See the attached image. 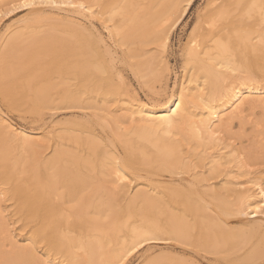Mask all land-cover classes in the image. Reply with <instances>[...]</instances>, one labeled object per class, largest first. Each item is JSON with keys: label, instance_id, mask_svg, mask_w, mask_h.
<instances>
[{"label": "bare ground", "instance_id": "6f19581e", "mask_svg": "<svg viewBox=\"0 0 264 264\" xmlns=\"http://www.w3.org/2000/svg\"><path fill=\"white\" fill-rule=\"evenodd\" d=\"M34 1L0 0V17ZM43 1L91 27L26 17L0 34V105L72 113L47 141L0 113V200L27 239L13 238L0 205V264H122L163 239L230 264L264 261V224L231 227L209 201L223 215L264 206V0H205L188 17L196 0ZM185 17L178 89L121 114L136 100L124 74L153 93ZM8 60L12 79L3 77ZM12 140L27 153L11 155Z\"/></svg>", "mask_w": 264, "mask_h": 264}, {"label": "rangeland", "instance_id": "374dc122", "mask_svg": "<svg viewBox=\"0 0 264 264\" xmlns=\"http://www.w3.org/2000/svg\"><path fill=\"white\" fill-rule=\"evenodd\" d=\"M205 0H196L195 3L189 8V10L186 12V17L193 12L196 8V6L201 2ZM32 4H35V7L28 8V9H22L19 7L20 4H14L15 9L13 6L12 9L10 7V12L6 14L5 16L2 15L0 17V34L4 30H8L9 26H13L20 22V20L26 19V17L31 18H36L38 17L41 19L43 24H55V23H65L66 27L75 25L74 19L78 18L77 22H82V23H88L87 19H85L83 16H81L78 13H73L72 9L69 7H62V8H55L54 5L50 3H45L43 0L42 1H34ZM69 8V10H68ZM4 14V13H3ZM59 15V16H58ZM60 17V20H59ZM183 19L177 28L171 33L170 36V41H169V48H168V53H169V60L167 62L169 69H168V74L166 75V78L163 79V81L159 83H155L153 93H150L148 91L147 85L145 87H139L137 82L135 81L132 76L129 74H124L128 82L132 85V89L134 93H136V100L128 101L124 100V105L120 106V111L121 114H125L127 111L129 113H134L138 112L137 109V102H140L141 104H147L149 106L152 105H158L159 103H162L164 98L168 95L170 92H175L178 89V85L181 81L182 77V71H181V64H182V46L187 38V35L189 33L190 27H187L184 25V22L186 20ZM58 18V19H57ZM39 21V22H40ZM33 25V24H32ZM96 25V32L97 34L103 33L104 30L101 29V27L98 24ZM89 27H91L89 25ZM72 29H77V27H71ZM99 29V30H98ZM11 30V29H10ZM10 30L8 32H10ZM103 36L106 34L103 33ZM108 43L111 41L107 38H105ZM112 52V51H111ZM117 53V52H116ZM119 53V52H118ZM10 60L7 61V63L4 64V72H3V77L7 76L9 79H12V75L7 74L6 69L13 68V63L9 62ZM9 62V63H8ZM119 64V62H116ZM6 72V73H5ZM10 73V72H9ZM147 84H151L147 83ZM190 93V91L185 90ZM151 99V100H150ZM195 101L198 105H201L202 103L198 98H195ZM2 107V108H1ZM113 107V106H112ZM115 110L117 111L116 108L113 107V113L115 114ZM2 112L3 115H5L6 119L10 121L15 127L19 129H25L29 130L35 134H38L37 136L42 135L45 136L46 141L48 140L46 135L48 134L49 131L52 130V125H54V128L56 127V123L54 121H59L60 119H65L68 117H71L70 112L66 111H58L57 113L53 114V117L49 115L44 114L43 116H38L36 113L30 112L29 110H24L21 111V109H15L11 108L10 110H6L4 106L0 105V113ZM51 112V111H50ZM41 117V118H40ZM93 124V123H92ZM95 128V133H99V131L102 129L100 126L94 125ZM105 128V127H104ZM107 128V127H106ZM107 131V129H105ZM100 134V133H99ZM102 135V134H101ZM50 137V136H49ZM104 139V138H102ZM100 140V139H99ZM12 143V144H11ZM11 149H10V154L14 153H22L23 150H20V148L16 147V142L13 140L11 141ZM17 148V150H15ZM25 154L27 152H24ZM14 156V155H13ZM185 177L188 175V173L184 174ZM181 176V175H180ZM250 185V183H244L239 186H246ZM1 197V195H0ZM212 201V212L215 217H221L222 219L226 217L228 223L231 227H240L243 229L253 227L256 224H264V206L260 204L258 208L255 211L248 210L249 213L245 214H236V213H230V215H223L221 214L220 210L218 207L215 206V203H217L216 200H210ZM0 205L1 209L3 211V219L7 223V228L9 232L12 234L13 238L17 240L19 243H25L27 242L26 236H25V231H21L18 228V224L15 223L16 216L13 215L12 207L10 206V203H8L5 198H1L0 200ZM247 212V211H246ZM223 216V217H222ZM240 220H243L240 221ZM245 220V221H244ZM243 223H247L244 225ZM10 240V237L8 238ZM251 243V247H257V241L253 240ZM195 247V246H181L180 243H177L173 240H152V242L147 243L144 246L138 247L136 250L132 252V256L127 259L122 264H147L148 260L150 261L153 257H160V256H171L173 258L179 259V258H186L187 261H183L185 264H230L229 259L231 256H220L217 254H214L213 252H205L200 250L201 248ZM39 252V251H38ZM39 255V254H38ZM38 258H42L41 255ZM50 262V261H48ZM47 262V263H48ZM51 263V262H50ZM255 264H264V261H259V262H254ZM43 264V263H42Z\"/></svg>", "mask_w": 264, "mask_h": 264}, {"label": "snow or ice", "instance_id": "6c2138e0", "mask_svg": "<svg viewBox=\"0 0 264 264\" xmlns=\"http://www.w3.org/2000/svg\"><path fill=\"white\" fill-rule=\"evenodd\" d=\"M36 5L35 4H32V3H21L20 5H19V7L20 8H22V9H28V8H32V7H35ZM83 5H81V7H82ZM14 7V9H15V6H13Z\"/></svg>", "mask_w": 264, "mask_h": 264}]
</instances>
